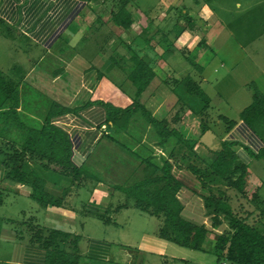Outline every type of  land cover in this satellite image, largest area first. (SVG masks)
Wrapping results in <instances>:
<instances>
[{"label": "crops", "instance_id": "0c3cea01", "mask_svg": "<svg viewBox=\"0 0 264 264\" xmlns=\"http://www.w3.org/2000/svg\"><path fill=\"white\" fill-rule=\"evenodd\" d=\"M122 6L131 17L129 27L123 18H115ZM225 8V1L221 8L202 0H0V52L7 49L4 58L0 53V264H46L47 251L30 243V224L60 234V248L77 253L79 264H193L196 257L192 261L194 254L186 250L216 257L226 225L209 235L203 251H193L161 237L160 221L127 199V189L150 176L148 166L161 168L163 156L151 150L157 140L142 119L116 128L99 103L122 109L133 103L129 75L136 58L155 73L141 99L150 102L154 108H148L156 116L173 101L172 95L187 98L179 92L182 87L172 83V74L182 80L192 69L202 68L198 81L204 91L211 90L205 72H215L216 59L207 53L217 55L222 41L235 37L232 23L222 14ZM14 42L21 58L16 76ZM13 85L26 128L5 115L11 102L4 90ZM244 85L239 90L249 100L246 109L252 93ZM54 106L75 111L54 118L52 124L68 134L72 164L84 176L73 179L28 161L24 171L43 181L44 193L60 203L50 201L44 207L34 199L32 185L12 180L7 157L13 148H23L27 129L43 128ZM244 144L253 150L263 147L250 138ZM184 150L174 142L165 150L170 158H178L174 173L183 183L178 195L183 216L210 228L202 197L206 190L182 161ZM244 162L250 175L251 163ZM195 163L204 166L200 159Z\"/></svg>", "mask_w": 264, "mask_h": 264}, {"label": "trees", "instance_id": "16d2710c", "mask_svg": "<svg viewBox=\"0 0 264 264\" xmlns=\"http://www.w3.org/2000/svg\"><path fill=\"white\" fill-rule=\"evenodd\" d=\"M126 6H122L115 18H123L126 22L125 27L131 25V17L127 12ZM193 63V62H192ZM195 65V64H193ZM197 70V68H196ZM199 75L203 74L202 68L197 70ZM155 78V73L142 60H137L135 69L129 75L130 87L133 90V103L126 109L118 108L112 103H99L107 110L108 121L114 127H122L131 123L133 120L142 119L145 123L153 125L160 136L161 145L169 142L179 144L185 149L182 161L188 163V169L195 174L202 184L204 193L203 200L210 219L214 223L211 228L206 225H198L183 216L184 207L178 196L183 188V183L176 178L174 166L169 161L163 162V166H148L151 175L145 180L127 189L128 198L133 200L135 208L158 219L160 221L159 235L175 244L193 250L203 251L204 244L212 230L221 229L226 220H221L224 213L225 194H217L216 185L222 183L221 187L234 190L239 194L246 191L247 179L249 175V165L241 161L238 154L233 150L237 147V141H222V149L214 153L215 159H200L203 167L195 163L193 147L199 144L200 140H186L176 129H167L166 120H159L153 117L152 113L142 104L140 98L148 89ZM4 81V80H3ZM187 93L203 101L202 112L209 109V100L199 81L192 76L182 81ZM17 87L4 90L6 99L11 102V107L5 114L7 120L12 121L19 128H26L18 116L20 98ZM252 104L244 109L240 114L239 121L231 120L221 115L220 120L226 125L229 134L234 129L240 127L255 128L259 121L264 122V93L259 91L256 85H251ZM67 108L54 106L41 130L27 129V137L22 149L13 148L8 155V167L11 169L13 181L32 185L34 189V199L42 206L50 203L51 198L44 193V184L35 174H27L24 166L28 161L39 163L45 170H53L62 175L80 179L84 172L74 167L71 161L72 147L69 136L63 130L52 124L54 118L73 113ZM4 115V114H2ZM181 120L179 114L176 115L172 123ZM210 127L205 125L202 135L208 134ZM249 157L253 160L264 161V147L253 150L247 148ZM152 165V164H151ZM225 185V186H223ZM222 190V189H221ZM224 192L226 190H223ZM227 192V191H226ZM53 205H60L59 202L51 201ZM1 204V203H0ZM225 218L229 220V229L224 230L219 235L215 255L218 264L224 261L229 264H264V231L255 225L242 222L228 214ZM30 243L42 247L47 251L46 264H79L80 256L77 253H70L62 250L58 241L62 236L58 233L48 232L44 228L29 225ZM264 228V227H263Z\"/></svg>", "mask_w": 264, "mask_h": 264}, {"label": "rangeland", "instance_id": "374dc122", "mask_svg": "<svg viewBox=\"0 0 264 264\" xmlns=\"http://www.w3.org/2000/svg\"><path fill=\"white\" fill-rule=\"evenodd\" d=\"M194 1L195 0H193V2ZM202 1L210 3L213 7L221 8L224 6L225 1L226 8L225 11H222V14L226 16L225 18H227L228 23H232L231 30L235 36H229L226 41H222L220 48L218 47L219 52L217 55L207 53V56L216 59L213 63V65H215V72L211 68H208L207 72H205L212 85V87H210L211 90L216 93V95H214L209 88L205 90L211 101L209 109L205 111V113L204 111L202 112L204 107L203 101L199 98L190 96L182 82L189 76H192L198 81L200 75L195 68L191 70L192 72L188 77L182 80L181 78L178 80V77L173 74L170 76L172 83H177L182 87V90L179 89V92L183 91V94L185 96L187 95V98L183 97L181 100L179 96V100H177V96L172 95L173 101L163 106V108H165L163 114L160 115V113H157L156 116L154 111L152 112V110L148 108H154L150 106V102L147 103V101L141 99L142 97L140 101L152 115L156 116L155 118L168 122L166 124L167 129H176L186 140H200L199 144L193 147L194 156L197 159L213 160L215 159L214 153L222 149V141L226 142L229 140L230 142H235V140H237V147L233 150L238 154L241 161L244 162L246 160L249 164L251 163L252 173L248 175L249 179H247L246 191L243 194H239L234 190H229L226 187H221L222 183L216 185L215 192L218 195L221 193L226 195L224 197L225 209L221 220H226V230L229 229V220L225 218L227 214L261 229L264 227V161H251L252 159L249 157L246 149V147H249L244 144V140L245 138L254 139V141L261 143V146L264 147V122L259 121L253 129L247 127H240L237 130L234 129V133L229 134L226 130V125L220 120V116L223 115L231 120L239 121L240 113L249 101L246 99V96L243 95L242 91L239 90L240 86L245 87V83L248 88H250L251 85H256L259 91L264 93V0ZM18 47L19 44L14 42L12 61L13 63L17 61L19 64V68L12 70L14 76L20 72L19 69L21 68V58L15 53V48ZM6 52V48L0 52L3 58ZM189 58L193 59L191 55ZM210 62H212V60H210ZM173 85L172 88L175 89L176 85ZM132 91L133 90H131V92ZM177 114L181 116V120L174 124L172 121ZM146 124L149 125L150 129H153L151 135L157 140L156 143L152 142L153 147H149L156 155L163 156V162L167 160L173 161L175 169L178 158H170V154L165 151L172 142L161 145L160 136L156 128L147 122ZM205 125L210 127V131L208 134L202 135ZM244 129H247V131H244ZM233 135H235V138H233ZM146 137L148 139L150 137V140L152 138L148 135ZM176 146L179 147L180 145L177 144ZM253 148L256 149L257 147L253 145ZM184 154L185 150L181 156ZM157 161L158 159H154L153 162ZM260 185H262V188L257 191L256 187L259 189ZM127 199L129 201L131 200L128 197ZM212 223L214 222L210 219V228L213 226ZM216 230H212V232L214 233ZM186 252L194 254L193 257H191L192 261L196 257L193 264H218L216 257L203 255L201 253H192L188 250H186ZM178 264L183 263L180 262Z\"/></svg>", "mask_w": 264, "mask_h": 264}]
</instances>
